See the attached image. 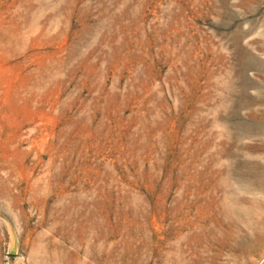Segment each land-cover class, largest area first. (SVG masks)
I'll return each mask as SVG.
<instances>
[{"label":"rangeland","instance_id":"1","mask_svg":"<svg viewBox=\"0 0 264 264\" xmlns=\"http://www.w3.org/2000/svg\"><path fill=\"white\" fill-rule=\"evenodd\" d=\"M0 264H264V0H0Z\"/></svg>","mask_w":264,"mask_h":264}]
</instances>
